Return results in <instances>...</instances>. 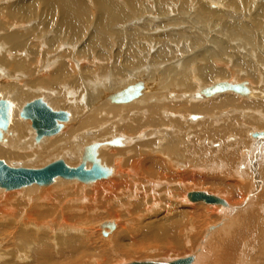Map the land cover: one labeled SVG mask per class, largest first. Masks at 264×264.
I'll use <instances>...</instances> for the list:
<instances>
[{
	"label": "bare ground",
	"instance_id": "1",
	"mask_svg": "<svg viewBox=\"0 0 264 264\" xmlns=\"http://www.w3.org/2000/svg\"><path fill=\"white\" fill-rule=\"evenodd\" d=\"M3 1L4 2H6V1L10 2L11 0H0V3ZM129 1H131V0H129ZM204 1H207V0H204ZM97 2H98V7H99V14H98V22L96 21L97 22L96 30H98L100 32V34H102L103 32L105 33L108 30L110 23L113 20L112 18H115V19L120 18L121 19L122 15L119 12V10L116 9L117 7H115V3H113L111 0H98ZM212 2H214V3H211L208 0V3L210 5H213L215 7H219V4L217 2L215 3V0H212ZM163 5L164 4H162L161 6H163ZM38 6L42 7V9L45 8L46 10H49V11H57L59 14V19H60L59 21L66 29H72L73 31L78 33L83 28V23L85 20V13L83 12L84 5L83 4L81 5V3L78 0H17L15 3L11 4V6L8 5V7H6V8L4 6H2V3H1L0 4V14L6 10L12 16H20V17H22V19L28 20V18H29L28 14H29L30 9L36 8ZM166 7H168V5ZM203 10L206 11L205 9H203ZM207 11L209 12V9ZM214 11L215 10H212V12H214ZM215 12H216L215 14L217 15V13H218L217 10ZM155 13H156V11H155ZM163 14H164V12H163ZM225 14H224V16H225ZM32 15L33 14H31V16ZM210 15H211V13H210ZM29 16H30V14H29ZM229 17H228V19H229ZM161 18H163V16ZM179 18L180 17H177L176 20L172 17H170V19L165 18V20L160 21V22H156V23L150 22V21L145 22L147 24L146 28H148L150 30L143 29V30H145V32L147 34L141 33L142 36H140L138 34L136 35L135 33L134 34L130 33L127 38H129V36H131V38L128 39L129 40L128 42L129 43L131 42V44H132L131 40L139 39L138 36L141 37L140 39H147L145 42V44H147V45L146 46L143 45L141 47V49L139 50L140 52L138 54V60L143 63V66L140 64V62H135V61L134 62H130V61L126 62L125 61L123 64H125L126 67L123 66V68H127V67L130 68L132 66H136V67L131 68V70L130 69L124 70V72L122 71L123 69L122 70L116 69L118 71H114L115 76H116V73H118L117 75H119L120 77L121 76L124 77L126 75L125 74V71H126L128 78H125V79L123 78V79L118 80V81L116 80L115 82L112 81L113 84H112V82H110V84H109V82H108V84L105 83L104 81H103L104 83L101 82L102 80L109 79V77H107V76H104L103 78L100 77V79L97 76H95L94 79L96 77L99 79L96 81L86 79L85 76L87 74H89L86 72H88V71L90 72L91 69L87 70V71L85 70L86 72L85 71L84 72L78 71L80 76L83 77V78L81 77V79L78 78V79H80V82H78V79L75 77V75L72 72L73 70H71L69 68V65H70L69 63L74 62V65H76L74 67L78 68V70L81 68L84 70L85 68L82 67V61L76 60V58H74L75 53L70 54L69 50L64 51L63 53H59L58 51H54L55 53L57 52V54L54 58L51 55V57L53 58L52 60H54V61L53 62L50 61L51 64H48V65H45L44 61H42V62L38 61L37 58H35V57H34L35 59H33V61H30V62L27 61V63H26L25 61H23L24 58L21 57L20 55H17L18 56L17 58L12 56L10 58V59H12V62L8 61L6 59L7 58L6 54L9 52L6 53V50L5 51L2 50L4 48H6V43H10L9 50L11 49L12 52L16 53L18 50L21 51L24 47H30V45H27V44L28 43L30 44L31 43L30 40H32V39H30V40L28 39L30 36L18 37V36H16L15 33H11V34L5 33L8 35L5 36V38H2V37L0 38L4 42H6L4 45L5 46L4 48L0 46V61L2 63H4V66L6 67L7 71H8L7 67H9V69H10L9 71L11 73L12 72H17V73L19 72L18 75H16V76L12 75L10 77L7 74L3 73L4 68H0V71H1V73H0V100L4 101V103H5L6 116H7L5 119V123L7 125V126L5 125L6 128L0 127V128H5V129H0V160L12 168L16 164L17 165L20 164L21 166H25V164H26L25 161L28 160L32 164V166L35 168L32 167V168H27V169H40L46 165H49L50 163H53L57 160H61L69 168H77L79 166H82L83 170H85V171L94 170L98 174L97 177L88 178V179H86V178L85 179L84 178L79 179L77 177H60V176H57L52 180L51 183L46 184V185L43 183H33L30 185L20 187L17 189H12V190H8V189H5L3 187H0V190H1L0 191V207L2 206L1 204L3 202L5 203V201L8 198L11 199V201L15 204V207H13L14 208L12 210L13 213L10 212V213H8L7 216L13 215L15 223H20V225L23 228L24 223H25V221H23V220L25 219V213L27 211V209H25V211H24L25 213L21 214V216L19 217L17 209H16L17 201L14 197L16 194L20 197V199L27 200V205H29V207H32V210H31L32 213L30 214V216L37 215L39 219H41V218L45 219L47 217H49L50 219L53 218L54 221H51V222L46 221V220L42 221L41 226H40L41 228L48 227L50 225V223L51 224L55 223L53 229L57 228V229H55L57 232L60 230V231L64 232V234H66V235H68V233H73V235H74L77 232L75 231L73 226L66 225V226H62V228H61V219H63L64 221H69V222L73 221L74 222V220L76 219L75 214L77 212L80 213L82 211V209H84V208L92 207V206L97 207V206H100L99 203H111L109 207H113L116 203L124 204L123 201L121 200L122 197L127 196L128 198L132 199L134 196L135 197L138 196V194H137L138 192H142V194H141L142 198H147L150 196L151 199L152 198L154 199L153 200L154 201L153 206L164 203V205L162 206V210L167 211L169 213V218L161 217V219H160L158 217L159 214L157 212H153V211L159 210L160 208L157 209L158 207H156L157 210L153 209V206L151 205L152 202L150 203L151 206H146V204L143 203L142 198H139L138 199L139 210L143 212V217H145V219L148 221L147 223L143 224V227H141L143 230V237H141V239H140L141 245H143L144 247H147V248H150V247L151 248H153V247L169 248L171 246V244L176 243L177 240L179 239V236L177 235V233L179 232L180 227L183 225L184 220L186 218H188V216H189L184 211H179V212L177 211L178 206H179L177 204L178 200L182 201L183 205L187 204V202L188 203L189 202H191V203L202 202V204L205 203L208 205H214V206H207V208H209V210H212L211 213H214L212 215H216L215 213H219L220 212L219 210L223 211L222 209H224V207L215 206L218 204H221V205L226 204L225 200L221 199L222 197H220V196L214 197V196L210 195L216 199L212 203H206V202L201 201V200L193 201L190 197L192 193H204V194H207V193L200 192V191L199 192L194 191V192H188L187 194H185L184 192L179 194V191H178L179 189L177 187H174V184L176 185V183H178L179 181L182 183L183 182L195 183V182H200V181L203 183H206L205 179H200L197 177L194 178V176L190 177L191 173L190 174H188V173L183 174V171H182V174H181L180 173L181 171L180 172L178 171V170L184 168L185 166L183 167L182 165H185V164H188L187 166H190V169H192V170L196 169V170L202 171L203 170L202 167L205 168V166L203 164L201 165V163L197 162L201 158H199V159L194 158L197 155V154L196 155H194V154L200 153V152L199 151L197 152V150H198L197 146H195V148H194L193 146H191L189 144L191 137H193L191 139L192 145L197 141V139H207V140L209 139V140L215 142V141H219V140L221 141L222 139H224V137L227 136V134L229 135L230 133H235V132L237 133L238 130L236 131L235 129L238 126L240 128H244V129L252 128V126H254L255 128L256 127L257 128L258 127H261V128L264 127V103H261V101L252 100L255 96L254 94H257V93L252 92L253 88L251 87V83H248L247 81H245L246 79L245 80L243 79V78H247V79H250L256 83L258 77H256L253 74V73H255L256 68H254L255 69L254 71L252 70L253 73H252V71L250 72V71L246 70L245 74L242 75V79H243L242 81H241V79L240 80L237 79V80L229 82V81H225L228 77V75H227L228 73L225 71L226 68L225 67L222 68V66L219 67L218 65L217 66L212 65L213 64L212 62L213 61L215 62V59L221 58L222 53L225 51V45L223 46V44H222L223 42L225 43V41H222V40H224V39L227 40V39H231L232 37H234L233 39H236L235 41H237V44L240 43L242 45V43L240 42L241 39L239 41L237 40L240 37L237 36L236 34L238 32H240V33L241 32L242 33L247 32L248 26L246 27V25H243V24H242V26L241 25H239V26L234 25V27L232 26V28L229 29L228 34H225V32H222V33L215 32L211 28V31L208 30V32H209V34L212 35L211 36L212 38H211L210 42L208 41L209 38H207L208 42H206V43L204 42L206 44V47H204L205 50L203 49V51H197L198 53L194 54L195 49H193V46L191 44H190V46L187 45L186 40L188 39L187 41H189L190 39H195L194 41L199 42L201 40L198 41V39H205V36L203 35L202 32H200V33H198L199 31L195 32V33H197V36H193V34L188 35L187 29H189V28H187L186 30H180V31H178V29L177 30L171 29V30L163 33L164 28L168 29V28H172L173 26H175V27L181 26L180 27V29H181L183 27V25H182L181 20H179ZM198 18H196L197 20H195V21L199 22V25H200V23L203 24V27H205V24H204L205 21L202 19L198 20ZM120 19H118V20H120ZM184 19L182 21H184ZM216 19H218V18H216ZM224 19H226V18H224ZM189 20H187L188 21L187 26L191 27V30L190 29L189 30L192 31L193 28L195 29L194 26H196V24L192 25L193 24L192 21H189ZM9 22H10V20H9ZM123 23H124V21H123ZM126 23H128V22H126ZM139 23H141V22H139ZM0 24H2V23H0ZM20 24H21V22H20ZM129 24H127V25H129ZM57 25H58V20H57ZM22 26L24 27L25 25L21 24V25H19V28ZM84 26H85V24H84ZM60 27H61V25H60ZM132 27H133V25H132ZM141 27L144 28V26H141ZM210 27H212V26H209V28ZM127 28H129V27L127 26ZM132 29H134V27L131 28V30ZM206 29H207V27H206ZM11 30H13V29H11ZM58 30H60V29H58ZM143 30H142V32H143ZM5 31H7V30H5ZM126 31H129V30L127 29ZM151 31L152 32L158 31V32H162V33L161 34H152ZM27 33H26V35H27ZM80 33H82V32H80ZM92 33L95 34V31ZM242 33H241V35H242ZM100 34H99V36H101ZM214 34L215 35L218 34V37L215 36ZM104 35H106V34H104ZM126 36L127 35H125V39H126ZM222 36H223V39L221 41H219ZM244 36H246V35H244ZM73 37H74V35H73ZM208 37H209V35H208ZM42 38H44V37H42ZM42 38L40 37L37 39H33L31 44L32 45L36 44L37 46H39L38 47L39 49L41 47V50H43L44 52L48 51L47 47H45V46H47V45L54 46L53 41L48 40V39H42ZM95 38H96V36H95ZM246 38L248 39V37H246ZM25 39H28L30 42L25 40ZM212 39H214L216 45L210 44V43H212ZM98 40H99V38H98ZM205 41H206V39H205ZM128 42H127L126 46L131 47ZM182 42H184V43H182ZM184 44H186L188 46V47L186 46L187 47L186 49L182 48V46L179 47L180 45H184ZM226 44H228V43H226ZM197 45H199V44H197ZM237 47L240 50V47L236 46V48ZM246 47H247V44H246ZM61 48H63V47H61ZM139 48H137V49H139ZM199 48H198V50H199ZM58 49H60V47ZM125 49H126V47H125ZM125 49L123 52H127ZM151 49L152 50L154 49L152 53H150ZM191 49L193 50V53H192L193 57L192 58L188 57L185 59L183 52L185 53V50H188V52H189ZM131 50H133V49H131ZM131 50H129L128 52H131ZM115 51H117V49ZM30 52L33 55H35V53L32 50ZM132 52L134 53L135 51L133 50ZM19 53H21V52H19ZM23 53H25V52H22V54ZM45 53H48V52H45ZM137 53H135V55ZM16 54H18V53H16ZM30 54H28V55H30ZM59 54H62V55L60 56ZM121 54H122V52H121ZM121 54L119 53V55H121ZM177 54H179V56L182 58L181 61L180 60H178V61L174 60L176 65L179 66V69H180L179 72L175 71L174 68H176V67H171V71H170L169 75L166 76L167 77L166 79H164L163 81L156 80L157 78H155V74H156V72L159 74L158 70L160 68H162V66L160 64H158V62L162 59H169L170 58L169 56H171V57L175 56V55L177 56ZM39 55H40V52H39ZM43 55H45V54H43ZM91 55H93V54H91ZM119 55L117 53V57ZM7 56H8V54H7ZM110 56H112V55H110ZM113 56L116 57L115 54H113ZM29 57H31V56H29ZM46 57H47V55H46ZM128 57H126V58H128ZM90 58H91V56H90ZM93 58H94V56H93ZM183 58L185 60H183ZM42 59H43V57H42ZM42 59H40V60H42ZM101 59H103V58H101ZM114 59H116V58H114ZM133 59H135V58H133ZM80 60H82V59H80ZM128 60H129V58H128ZM97 61L101 62L100 60H97ZM104 61L106 63V60H104ZM117 61H119V60H117ZM24 62L26 63V65H24ZM99 62H97V63H99ZM80 63H81V65H80ZM97 63H95V64H97ZM121 63H122V61H121ZM201 63H203V64H201ZM118 64H120V63H118ZM103 65H104V63H103ZM139 65H141V66H139ZM147 65L149 67H145ZM172 65L174 66V64H172ZM254 65H256V64H254ZM97 66H99V65L97 64ZM246 66L247 67L249 66L248 62H247ZM104 67H106V65ZM95 68L96 67H94V69ZM230 69H231V66H230ZM242 69H245V68L243 67ZM246 69H250V68H246ZM44 71H45V73H43ZM78 72H77V74H78ZM6 73H8V72H6ZM176 74H177L176 77H172V78L170 77L171 75L174 76ZM239 74H241L240 71H239ZM161 76H162V74H161ZM178 76H181L180 79H178L179 78ZM235 76H236V74H235ZM164 77H165V74H164ZM220 78H221V80H220ZM186 79H188L190 81H187ZM125 80H127V81H125ZM258 80H259V78H258ZM184 82H187V83H184ZM64 83H66L67 87H64V86L61 87L62 85H60V84H64ZM115 84H117V85H115ZM135 84H138L139 91H138L136 97H134L132 100L125 102V103H115V102H112L110 100V97L113 94L120 92L123 89H125L126 87L131 86V85H135ZM179 84H180V88H183V89L181 91L179 90V92H176L175 95L172 94L170 92V90L173 88L178 89L177 85L179 86ZM221 84H225L227 86V88L225 90L218 91V92H215L212 94H208V95L204 94L206 89H209V88H212L216 85H221ZM81 86L83 87V90H82ZM115 86H116V88H115ZM96 90L100 92L98 95L95 92ZM114 90H115V92H113ZM163 90H164V92L166 91L164 93V95H162L161 93L158 92V91H163ZM174 91H176V90H174ZM82 93H84V94L82 95ZM233 94H235V95H233ZM252 95H254V96H252ZM31 97H33L34 99L40 98L46 104H47V102L45 101V98H48L49 99L48 103L52 106V107L51 106H49V107L53 111H59V110L65 111L69 115V117H68V120L66 122L62 123V127L58 133H56L52 136H46L45 138L42 137L38 142L35 141V136H36L35 130L32 127L31 128L33 129V131L28 129L30 137H28L27 140H29L31 142H30V145H26L27 149L23 150L24 143L28 142V141L24 142V140H23L25 137L24 136L25 131L23 132V130L21 129V124L19 123L17 117L20 118L21 120H23V118H21L19 116V113L22 109V106H24L26 104L25 102H27ZM212 97H215V98H212ZM238 98H240V100ZM247 98H252V99L246 100ZM255 98H257V97H255ZM32 99L29 100L28 102L32 101ZM201 99H209V101H207V102L206 101H203V102L194 101V100H201ZM106 101L109 102V104L106 103ZM154 102H156V103H154ZM151 103H154V104H151ZM171 103H175V104H171ZM53 107H56V109H54ZM57 107H58V110H57ZM166 108L171 113L170 114L171 118L167 117V115H165L166 112L164 113V110H166ZM223 111H225L227 115L225 116V118H223V117L221 118V116H220V119H218L217 116H210V118L213 117V118H211L212 120H207L209 118L203 119L200 116L194 115V114H197V115H204V114L221 115L220 113L222 112V115L224 116L225 112H223ZM232 112H234V113L238 112L239 116L238 117L237 116H230V113L232 114ZM167 114H169V113H167ZM241 114H242L243 118L248 117L247 115H250V117L245 118V121L241 122L239 120V117ZM244 114H246L245 117H244ZM172 116H174L176 119H173ZM187 118L190 120L200 119L195 124L196 126H194L195 135H192V136L190 135L192 133L191 131L193 130V126H191L193 123L189 124L190 121H188ZM24 120H29V119H24ZM177 121H180V122L178 123ZM216 121H219V122H216ZM240 122H241V124H240ZM30 123H31V121H30ZM215 123H217V124H215ZM218 125H221L220 129L216 128V127H218ZM29 126L30 125H26L27 128H29ZM85 130H88V131H85ZM240 133H242V132H240ZM244 133H246V132H244ZM248 133H250V132L248 131ZM89 134L93 135V137L87 138L86 135L90 136ZM259 135H261V134L257 133V134H253L252 136L253 137H260ZM186 137L187 138L189 137L188 138V140H189L188 144H187V142H184L185 140H187ZM207 140H204V142H206ZM254 142L257 143L258 141H254ZM224 143H226V142H224ZM238 144H239V142H238ZM238 144L237 143L234 145L232 144L233 146L228 147L227 149H230L229 151L224 152L221 149L222 151H220V152L216 151V153H215V154H217V156L219 154L220 158H218V159H221V157H222V159H221L222 161L217 160V162H219V161L222 162L221 164L218 163L221 165L220 167H222L220 170L222 171V169H223L225 172V170L230 168L229 169L230 173H232L233 178H235V179L237 178V174L239 172L237 169H236V171L231 170L232 168L230 166H231V164H234L235 162H237V163L239 162L237 159V151H235V150L240 148L242 143L240 142V146ZM262 144H264V141L262 142ZM236 145L239 147L238 148L235 147ZM261 145L260 146L258 145V149L259 148L262 149V152H260L262 154L263 153V147H261ZM262 146H264V145H262ZM222 147L224 149V146H222ZM256 147H257V145L252 146V148H254V149ZM204 148L205 147H203L202 149L204 150ZM206 148L209 149L210 147H206ZM219 148H221V146ZM249 148H250V146H249ZM244 149H243V151H244ZM261 149H259V151ZM28 150H31V151L38 150V151L36 152L37 154H35L33 158H27L26 155H21L23 153L28 152ZM231 150H232V152H231ZM240 150H242V149H240ZM247 151L248 150H246V152ZM201 153H202V151H201ZM247 153H249V152H247ZM254 154H256V153H254ZM261 154H259V155H261ZM241 155H244V154H241ZM198 156H199V154H198ZM217 156L215 155V157L213 156L211 158L214 159ZM241 157H240V159H241ZM250 157H251V155H250ZM259 157H261V156H259ZM13 159H16V161H18V162L15 163V160H13ZM243 159H244V157H243ZM262 159H263V157H262ZM247 160H245V161H247ZM258 160L261 161L260 158ZM258 160H257V163L259 162ZM29 162H27V163L30 164ZM242 162H244V161H242ZM242 162H241V165H242ZM247 162H249V161H247ZM33 164H35V165H33ZM239 164L240 163H238L237 166H239ZM207 165H211V164L208 163ZM214 165H216V163ZM234 165L236 167V164H234ZM234 165H233V167H234ZM27 166H29V165H27ZM255 166H257V165L255 164ZM96 167H99L100 170ZM250 167L249 168L247 167L249 169V170L247 169L248 171H250ZM15 168H17V167H15ZM184 170H186V169H184ZM212 170H214V167ZM221 171L218 170V172H221ZM248 171H246V172L248 173ZM249 173H248V175H249ZM240 174H241V171L239 173V176H240ZM250 175L252 176V172L250 173ZM242 176H243V174H242ZM63 178H68V180H64ZM246 178H247V180L250 179V178H248V176H246ZM69 179H71V180H69ZM76 179H78V181L80 180L82 182H78ZM241 179L240 180L238 179V181H241ZM210 180L213 182L212 178ZM251 180H252V177H251ZM207 181H209V180H207ZM243 182H245V181L243 180ZM182 183H180V184H182ZM39 184H41L43 186H41ZM208 184H209V182H207V185ZM162 185L167 186V187L173 185L172 186L173 188L172 187H169V188L165 187V189L170 190V193H168L169 196H167V197L164 196L165 197L164 200L162 199L164 197H161V200H163V201H160L159 200L160 197L158 195L161 192L157 191V188L161 187ZM44 186H46V187H44ZM185 188H187L186 185L184 186L183 189H185ZM165 189L163 188L161 190L163 194H164ZM156 192H159V194ZM10 193H12V195ZM2 194L5 195L6 200L2 196ZM235 194L236 193L234 192V195ZM165 195H166V193H165ZM176 195H178L179 197H177ZM186 195H187V197H186ZM207 195H209V194H207ZM242 197L243 196H241L240 199H242ZM10 199H8V200H10ZM186 200H187V202H186ZM149 202L150 201L147 200L145 203L148 204ZM241 202H242V200L238 201V203H241ZM7 203L10 204L9 201ZM6 204H5V206H6ZM9 204H7V205H9ZM14 204H11V205L14 206ZM184 207H186V205H184ZM241 207H242L243 211L252 209V208L249 209L248 207L243 206V205H241ZM47 208L52 209V213L47 212V211L43 212L44 215L43 214L39 215L38 213H36L38 211H41L42 209H47ZM235 208L237 209V207H235ZM118 209L121 210V208H118ZM223 212H221V213H223ZM177 216H180V218L176 219ZM209 216H211V214ZM263 216H264V205H261V204L257 205L256 218L254 221H252L253 222L252 231L249 234L246 233V228H247L248 222H244L242 224V227H241L242 230L241 231H236L235 234L233 233L230 237H227L225 240H223V244L221 245V247L217 248V251L219 254H221V256L216 260H211L210 263H212V264H253V256H252L253 254H251V251H255L256 248L260 245H262L261 249L264 251V217ZM143 217H141V218H143ZM214 217L216 218V216H214ZM221 217H223V216H221ZM9 218H10V216H9ZM28 218L29 219H27V220L33 221L30 217H28ZM162 219L163 220L167 219V221H163ZM215 220L218 221L217 218ZM30 223L27 224V227L31 226ZM108 224H113L114 229L110 230L107 227ZM11 225L12 224H10V225L7 224V227L10 226L12 229V227L14 225H12V226ZM117 225H118V223L116 220H114V221H107L106 220L105 222L100 223L98 226H99V231L101 233V236L104 238L109 236V234L113 233L116 230V228H118ZM51 227H52V225H50L48 227V229H51ZM189 227H191V226H189ZM24 228H25V226H24ZM212 228H214V227H212ZM212 228L211 227L208 228L207 231L211 230ZM186 229L189 231H192V227H191V230H190V228L188 229V227ZM39 230H40V228L38 229V231ZM102 230L105 232V235L102 234ZM218 230H219V228H218ZM16 231L17 230L15 229L13 231V233H15ZM19 232L25 233L23 231L21 232L20 230H19ZM19 232L17 231L16 235ZM129 232L126 231V233L123 234L124 238H125V236H127V234H129ZM227 233H229V232H227ZM227 233L224 232L223 234L225 235ZM191 234H190V236H192ZM197 234L198 233H196L195 236H197ZM253 234H254V236H252ZM0 235H2V234H0ZM73 235L71 234V236L68 237L69 238L68 241L65 243L67 248L69 249L70 255L72 257L71 261L68 264H78L80 260L76 258V256H77L76 253H78V251H81L83 249V245L80 244L78 242V240L75 237H73ZM185 236H186L185 239H187V242H188V236H189L188 231L186 232ZM200 236H201V234H200ZM200 236L198 237L199 239H200ZM209 236L210 235H208V238H209ZM200 240L202 241V239H200ZM194 241L195 240H192V242H194ZM259 242H261V244H259ZM198 244H200V241L198 242ZM59 245L61 247V242H59ZM186 245H188V244H186ZM204 246H206V245H204ZM200 247L201 246H197L193 255L188 256V257H191V263L190 264H207L205 261L207 260L206 257L208 254H206V255L200 254L199 252L202 251V250H200ZM153 251H155V250H146L145 253L149 254ZM60 254H61V252H60ZM32 261L34 262V264H50L49 263L48 248L43 247L41 252L34 254V259H32ZM171 261H168V260L158 261L157 260V261H145V262L167 263V262H171ZM84 263L85 262L83 261V264ZM94 263H98V261L94 260ZM0 264H9V263L1 262ZM125 264H128V263H125Z\"/></svg>",
	"mask_w": 264,
	"mask_h": 264
},
{
	"label": "rangeland",
	"instance_id": "2",
	"mask_svg": "<svg viewBox=\"0 0 264 264\" xmlns=\"http://www.w3.org/2000/svg\"><path fill=\"white\" fill-rule=\"evenodd\" d=\"M16 1L17 0H11L10 2L9 1H6V2L3 1L4 3L3 2H1V3H2V6H4L6 8V7H8V5L11 6V4L15 3ZM78 1L81 3V5L82 4L84 5L83 12L85 13V20H86V21L84 20L83 28L80 30V32H82V33H80V32L77 33L75 31H73L72 29H66L60 23L59 14L57 11H49V10H46L45 8H43L44 9L43 10L42 7L38 6L39 8L36 7L37 9L36 8L30 9V11H29L30 16L28 14V17H29L28 20H24L20 16H12L6 10L3 11L0 14V23L3 24V25L0 24V31H1L0 32V38L1 37L5 38V36H7L8 34L15 33L16 36H18V37L30 36L31 38L29 37L28 38L29 40L44 37L42 39L51 40V41H53V45H54V46H49L46 44L47 46H45V47H47L48 51H45V52H48L49 53L48 54V53H45L43 50H41V47L39 49L38 48L39 46H37L36 44L33 43L34 45H32L31 44L32 40H30L31 43L27 44V45H30V47H24L21 51L18 50L16 52L18 54H16V53L12 52L11 49L9 50L10 43H6L0 39V43H1L0 46L1 47L4 48L5 47L4 45L6 43V48H4L2 50H4V51L6 50V53L9 52V53H7L8 56L6 54V57H7L6 59L8 61L12 62V59H10L12 56L17 58L18 57L17 55H20L21 57L24 58L23 61H25L26 63H27V61L30 62V61H33V59L37 58L38 61H41V62L44 61L45 65H48V64H51L50 61H52V62L54 61L52 59L57 54V52L55 53L54 51H58L59 53H63L64 51L69 50L70 54L75 53L74 58H76V60L82 61V67L85 68L84 70L82 68L78 70V68L74 67V66H76V65H74V62L69 63L70 64L69 68L71 70H73L72 72L77 79L78 78L81 79V77H82V76H80L79 72H81V71L84 72L85 70L87 71V70L91 69L90 72L85 71L86 73H89L85 76L86 79L96 81V80H99L100 77L103 78L104 76H107V77H109L110 80L106 79V80H102L101 82L104 81L107 84L109 82V84H110V82H112V81L115 82L116 80L118 81V80H121L123 78L124 79L128 78L126 71H125L126 75L124 77H122V76L120 77L119 75H117L118 73H116V76H115L114 71H118L116 69H121V70L123 69L122 71L124 72V70H129V69L131 70V68L136 67V66H132L130 68H128V67L123 68V66L126 67L125 64H123L125 61L126 62L127 61L140 62L138 60V54L140 52L139 50L141 49V47L143 45H145V46L147 45V44H145L147 39H140L141 38L140 36H142L141 33L147 34L145 32L146 29L150 30V29L146 28L147 24L145 22L150 21V22L156 23V22H160V21L165 20V18L170 19V17H172L176 20L177 17H180L179 20H181L183 27L181 29H180L181 26H179V27L173 26L172 28H168V29L164 28V30H163V33H164V32L169 31L171 29H174V30L178 29V31H180V30H186L187 28H189L191 30V27L187 26L188 25L187 20L190 19L189 21H192V23H193V24L192 23L191 24L192 25L196 24V26H194L195 29L194 28L192 29L193 32L190 31L189 29H187L188 35L193 34V36H197V33H195V32L199 31L198 33L202 32L203 35L205 36V39H206V41H205V39H198V41L199 40L202 41V42L199 41L200 43L194 41L195 39H190L189 41H187L188 39L186 40V42H187L186 44L189 46L191 44L193 46V49H195L194 54H197L198 53L197 51H203V49L205 50V48H204V47H206L205 43L208 41L210 42V40L212 38L211 37L212 35L209 34V32H208V30L211 31V28L215 32H219V33L225 32V34H228L229 33L228 31H229V29L232 28V26L233 27H234V25H237V26L241 25L242 26V24H243V25H246V27L248 26V28H247L248 31L245 33L241 32L242 35L240 32H238L236 34L237 36L240 37L237 40L239 41L241 39L240 42L242 43L243 46L240 43L237 44V41H235L236 39H233L234 37H232V38L230 37L231 39L222 40L223 39V36H222L221 39L220 40L218 39V40L219 41H221V40L225 41V43L224 42L222 43L223 46L225 45V51L222 53L223 57L221 56V58L215 59V62L213 61L212 65L213 66L218 65L219 67L222 66V68H224V67L226 68L225 71L228 73V74L226 73L228 75V77L225 81L231 82V81H234L237 79L238 80L241 79V81H242L243 79L244 80L246 79L245 81H247L248 83H251V87L253 88V89L251 88L252 92L257 93V94L253 93L255 95V96L252 95V96H254L253 99L247 98L246 100L252 99V100L261 101V103H264V95H263L264 94V0H251V1L250 0H245V1L244 0H222V1L221 0H215V3L217 2L219 4V7H215L213 5H210L208 3V0L207 1H204V0H131V1H129V0H111L113 3H115V7H117L116 9L119 10L122 17H121V19L120 18H116V19L112 18L113 20L111 21L108 30L105 33L103 32L102 34H100V32L98 30H96V26H97V22H98V14H99V7H98V2H97L98 0H78ZM209 2L214 3V2H212V0H209ZM162 4H164V5L161 6ZM167 5H168V7H166ZM203 9H205L206 11L209 9V12L208 11L206 12ZM212 10H215V11L217 10V12H218L217 15L215 14L216 12L215 11L212 12ZM155 11H156V13H155ZM162 11L164 12V14ZM210 13H211V15H210ZM31 14H33V15L31 16ZM224 14H225V16H224ZM162 16L164 19L161 18ZM228 17H229V19H228ZM196 18H198V20L199 19L204 20L205 21V23H204L205 27H203V24H201V23L199 25V22L195 21V20H197ZM216 18H218V19H216ZM224 18H226V19H224ZM56 19L58 20V25H57ZM118 19H120V20H118ZM183 19L185 22L182 21ZM9 20H10V22H9ZM123 21H124V23H123ZM20 22H21V24L25 25L24 26L25 28L23 26L20 27L21 29L19 28V25H21ZM126 22H128V23H126ZM139 22H141V23H139ZM84 24H85V26H84ZM127 24H129V25H127ZM45 25L46 26L48 25V26L46 27ZM60 25L62 28L60 27ZM132 25L134 27V29H132L133 31L131 30V28H133ZM127 26L129 28H127ZM141 26H144V28H142ZM209 26H212V27L209 28ZM206 27H207V29H206ZM4 29L7 31H5ZM11 29H13V30H11ZM58 29H60V30H58ZM127 29L129 31H126ZM143 29H145V30H143ZM142 30H143V32H142ZM94 31H95V34L92 33ZM5 33H8V34H5ZM26 33H27V35H26ZM130 33H133V34L135 33L136 35L137 34L140 35V36H138L139 39L131 40L132 44H131V42L130 43L128 42L129 41L128 39H130L131 36H129V38H127ZM161 33L162 32H158V31L152 32V34H161ZM99 34L101 36H99ZM104 34H106V35H104ZM73 35H74V37H73ZM125 35H127L126 39H125ZM208 35H209V37H208ZM244 35H246V36H244ZM95 36H96V38H95ZM215 36L218 37V34H216ZM246 37H248V39ZM98 38H99V40H98ZM207 38H209L208 41H207ZM28 39H25V40L29 41ZM127 42L129 43V45L131 47L126 46ZM182 43H184V42H182ZM226 43H228V44H226ZM186 44L180 45L179 47L182 46V48L186 49L188 47ZM197 44H199V45H197ZM210 44L216 45L214 39H212V43H210ZM246 44H247V47H246ZM236 46H239L240 50L238 47L236 48ZM59 47L61 50L58 49ZM61 47H63V48H61ZM125 47H126V49H125ZM137 48H139V49H137ZM198 48H199V50H198ZM116 49H117V51H115ZM124 49L127 52L129 50L133 49L135 52L133 53L132 52L133 50H131L132 53L128 52L129 53L128 54L127 52H123ZM31 50L35 53L36 56L30 52ZM153 50L151 49L150 53H152ZM19 52H21V53H19ZM22 52H25V53L22 54ZM39 52H40V55H39ZM116 52L118 53V55H119V53L121 54V52H122V54H121L122 56L119 55L117 57ZM189 52H188V50H185V53L183 52L185 59L188 57H190V58L193 57V54H192L193 50L191 49ZM135 53H137L136 54L137 56L135 55ZM28 54H30V55H28ZM41 54L42 55L45 54V55L42 56ZM91 54H93V55H91ZM113 54H115L116 57L113 56ZM46 55H47V57H46ZM51 55L53 58L51 57ZM59 55L61 56L62 54H59ZM110 55H112V56H110ZM29 56H31V57H29ZM41 56L43 57V59ZM90 56H91V58H90ZM93 56H94V58H93ZM178 56H179V54H177V56L176 55L172 56V57L169 56L170 57L169 59H162L158 62V64H160L162 66V68H160L158 70L159 74L156 72V74H157V75L155 74V78H157L156 80L163 81L164 79H166L167 78L166 76L169 75V73L171 71V67H176V68H174L175 71L179 72V70H180L179 66L176 65L175 61H178V60L181 61L182 58L180 56L179 57ZM100 57L103 59L105 58L104 60H106V63ZM113 57L119 61H117ZM126 57H128L129 60ZM133 58H135V59H133ZM40 59H42V60H40ZM80 59H82V60H80ZM185 59L183 58V60H185ZM97 60H100L101 62H99ZM121 61H122V63H121ZM25 62H24V65H26ZM94 62L95 63L99 62V63H97L99 66H97V64H95ZM117 62L120 64H118ZM247 62H248V65L249 66L251 65L252 67L251 66L247 67L246 66ZM103 63H104V65H103ZM140 64L143 66L142 62H140ZM172 64H174V66ZM201 64H203V63H201ZM254 64H256V65H254ZM0 65H1L0 68H4L3 73L7 74L10 77L12 75L16 76L19 73V72L18 73L12 72L13 73L12 74L9 71L10 70L9 67H7L8 71L6 70L4 63L1 62ZM80 65H81V63H80ZM105 65H106V67H104ZM141 65H139V66H141ZM230 66H231V69H230ZM94 67H96V68L94 69ZM145 67H149V66L147 65ZM243 67L245 69H242ZM246 68H250V69H246ZM254 68H256V70ZM246 70H248L250 72L252 70L253 71L255 70V73H253V71H252V73L256 77H258L259 80L257 78V82L255 83L252 80L247 79V78L242 79V75L245 74ZM239 71L241 72V74H239ZM6 72H8V73H6ZM77 72H78V74H77ZM0 73H1V71H0ZM43 73H45V71ZM161 74H162V76H161ZM164 74H165V77H164ZM235 74H236V76H235ZM95 76H97L99 79L97 77L94 79ZM176 76H177V74L174 76L171 75L170 77L172 78V77H176ZM178 77H179L178 79H180L181 76H178ZM80 79H78V82H80ZM186 80L190 81L188 79H186ZM220 80H221V78H220ZM125 81H127V80H125ZM113 82H112V84H113ZM184 83H187V82H184ZM60 85H62L61 87H63V86L67 87L66 83L60 84ZM115 85H117V84H115ZM177 87H178V89L173 88L176 91L171 89L172 91L170 90V92L175 95L176 92H179V90L181 91L183 89V88H180V84H179V86L177 85ZM115 88H116V86H115ZM82 90H83V87H82ZM95 92L97 95L100 93L97 90ZM113 92H115V90ZM158 92L161 93L162 95H164V93L166 91L164 92V90H163V91H158ZM83 94L84 93H82V95ZM233 95H235V94H233ZM215 97H212V98H215ZM255 97H257V98H255ZM32 98L33 97H31L29 100H31ZM240 98H238V99L240 100ZM45 101L47 102L48 106H51L48 103L49 102L48 98H45ZM194 101H197V102L206 101L207 102V101H209V99H201V100H194ZM27 102H25V103H27ZM106 103L109 104V102H107V101H106ZM154 103H156V102H154ZM154 103H151V104H154ZM171 104H175V103H171ZM53 108L56 109V107H53ZM57 110H58V107H57ZM223 112H225V111H223ZM164 113H165V115H167V117H170L171 113L169 112V110L167 108H166V110H164ZM167 113H169V114H167ZM235 113L234 112H232V114L230 113V116H237L238 117L239 113L238 112H235ZM220 114L221 115H218V114H213V115L212 114L211 115L194 114V115L200 116L203 119L209 118L207 120H212L211 118H213V117L210 118V116H217L218 119H220V116H221V118L222 117L225 118V116L227 115L226 112H225L224 116L222 115V112ZM245 116H246V114H244V117ZM247 116L248 117H245V118L250 117V115H247ZM172 117H173V119H176L174 116H172ZM245 118H243V116L241 114L239 117V120L242 122V121H245ZM17 119H18L19 123L21 124V129L23 130V132L25 131L24 132L25 137L23 140H24V142L28 141V142L24 143L23 150H25V149H27L26 145H30V142H31V141L27 140V138L30 137L28 129L31 131H33V129L31 128V123L29 120H24V119L21 120L18 117H17ZM187 120L190 121L189 124L193 123L191 125V126H193V130L191 129L192 133L190 135L191 136L195 135L194 126H196L195 124L200 119L190 120L187 118ZM177 122L179 123L180 121H177ZM216 122H219V121H216ZM241 122H240V124H241ZM215 124H217V123H215ZM26 125H30L29 128H27ZM220 127H221V125H218V127H216V128L220 129ZM5 128H0V129H5ZM256 128L254 126H252V128L244 129V128H240L238 126L235 129L236 131L238 130L237 133L235 132V133H230L229 135L227 134V136L224 137V139H222L221 141L219 140V141L213 142L209 139L208 140L207 139H197V141L195 143L193 142L194 143L193 145L191 144L192 143L191 139L193 137H191L190 142L188 140V138L190 136L188 138L186 137L187 140H185L184 142H187V144L189 142V144L191 146H193L194 148H195V146H197L198 147V148L196 147L198 149L197 152L199 151L201 153V151H202L201 154L195 153L194 155H196V154L197 155L194 158L195 159L201 158L197 162L201 163V165L203 164L205 166V168L202 167V169H203L202 171L196 170V169L192 170V169H190V166H187L188 164H185V165H182L183 167L184 166L185 167L178 170V171L179 172L181 171L180 172L181 174H182V171H183V174H187V173L190 174L191 173L190 177L194 176V178L197 177L200 179H205L206 183H203L201 181L195 182V183L183 182L187 186V188L183 189L185 185L179 181L178 183H176V185L174 184V187H177L179 189L178 190L179 194L183 193V192L185 194H187L188 192H194V191L199 192L200 191V192H205V193L212 195L214 197L220 196V197H222L221 199L225 200L226 204L225 205H221V204L215 205V206L224 207V209H222L224 212L219 210L220 214L215 213L216 215H212L214 213H211L212 210H209V208H207V206H214V205H208L205 203L202 204V202H199V203L198 202L197 203L189 202L188 203L186 200L187 204H184V205H186V207H184L182 201L178 200L177 204L179 206H178L177 211L178 212L184 211L189 216H188V218L185 217L186 219L184 220L183 225L180 227L179 232L177 233V235L179 236V239L177 240L176 243L171 244V246L169 248H163V247L147 248V247H144L143 245H141L140 239H141V237H143V230L141 227H143V224L148 222L145 219V217H143V212L139 210V206H138V199L142 198V196H141L142 192H138L137 193L138 196L137 197L134 196L132 199L128 198L127 196L122 197L121 200L123 201L124 204L116 203L113 207H109L111 203H99L100 206H97V207L92 206V207L84 208V209H82V211L80 213L77 212L75 214V218H76L75 220L76 221L74 220V222L73 221H70V222L64 221L63 219H61V228H62V226H66V225L73 226V228L77 232L74 235H73V233H68V235H66V234H64V232H62L60 230L57 232L55 230L57 228L53 229L55 223L54 224L50 223V225H52L51 229H48V227L50 225L48 227L41 228L40 226H41L42 221L46 220V221L51 222V221H54L53 218L50 219L49 217H47L45 219H42V218L39 219L37 215L30 216V214L32 213L31 212L32 207H29V205H27V200L20 199V197L16 194L14 197L17 201L16 209H17L19 217L21 216V214L25 213L24 211H25V209H27V211L25 213V219L23 220V221H25V223H24L25 228H24V226L22 228L20 223H15L13 215L12 216L9 215L10 218H9V216H7L8 213L12 212V210L14 209L13 207H15V204L11 201L10 198H8L10 200H8V199L6 200L5 195L2 194V196L5 198V200L7 202L9 201L10 204L5 201V203L3 202L1 204L2 206L0 207V214H1L0 215V223L2 224L4 222L2 225L0 224V234H2V235H0V263L6 262L9 264H34V262L32 261V259H34V254L41 252L43 247H47L48 252H49V263L50 264H68L71 261L72 257L70 255L69 249L67 248L65 243L68 241V239H69L68 237H70L72 234L73 237H75L78 240V242L83 245V249L81 251H78V253H76L77 254L76 258L80 260L78 264H83V261L85 262L84 264H125V263H132V262H145V261H157V260L158 261H162V260L163 261H166V260H168V261L172 260L173 261L176 259L192 256L193 253L195 252V249L197 246H201L200 250H202V251L199 250L200 254H205V255L208 254L206 257L207 260L205 262L207 264H212V263H210L211 260H216L221 256V254L218 253L217 248L221 247V245L223 244V240H225L227 237H230L233 233L235 234L236 231H241L242 230L241 227H242V224L244 222H248L247 228H246V233L249 234L252 231V229H253L252 228V224H253L252 221H254L256 218L257 205H260V204L264 205V146H262V145H264V144H262V142L264 141V127H262V128L258 127L257 128L258 130ZM85 131H88V130H85ZM248 131L250 133H248ZM240 132H242V133H240ZM244 132H246V133H244ZM257 133L261 134V135H259L260 137H253L252 136L253 134H257ZM86 137L92 138L93 135H90V136L86 135ZM204 140H207V141L204 142ZM254 141H258V142L256 143ZM224 142H226V143H224ZM238 142H239V144H238ZM240 142L242 143L241 146H240ZM236 143L240 146V148H238L239 146H237V145L235 146L238 148L235 151H237V159L239 161L238 163H240L239 164L240 167L237 166V164H238L237 162L234 163V164H236V167L234 164H231L230 167L232 168L231 170H234V171H236V169H237L239 173L241 171L240 176H239V173L237 174V178H236L237 180L235 178H233L232 173H230V170H229L230 168L225 170V172L223 169H222V171L220 170L222 168V167H220L221 166L220 164L222 162H220V161L217 162V160H221L222 157H221V159H218V158H220L219 154H218V156H217V154H215L216 151L217 152H220L222 150L224 152L229 151L230 149H227V148L230 146H233ZM253 145H255V146L257 145V147L254 149V148H252ZM258 145L259 146L261 145V147H263V153L262 154L260 153V152H262V149L259 148V149H261L259 151ZM220 146H221V148H219ZM222 146H224V149ZM249 146H250V148H249ZM203 147H205L204 150L202 149ZM206 147H210L211 149L210 148L208 149ZM240 149H242V150H240ZM243 149L245 152L243 151ZM246 150H248L247 152H249V153H247ZM37 151L38 150H33V151L28 150V152L23 153L21 155H26L27 158H33L34 155L37 154L36 153ZM231 152H232V150H231ZM254 153H256L257 155ZM198 154H199V156H198ZM241 154H244V155H241ZM259 154H261V155H259ZM215 155L217 156L216 158H214V159L211 158L213 156L215 157ZM250 155H251V157H250ZM259 156H261V157H259ZM240 157H241V159H240ZM243 157H244V159H243ZM262 157H263V159H262ZM259 158H260V160L262 159L261 160L262 162L258 160ZM13 160H15V163L18 162V161H16V159H13ZM245 160H247L249 162H247ZM257 160L259 161L258 163H257ZM242 161H244V162H242ZM25 162H26V164H25L26 167L21 166L20 164H18V165L14 164L15 166L13 168H15V167L22 168L23 167V168L27 169V168L33 167L32 164L28 160H26ZM27 162H29L30 164H28ZM241 162H242V165H241ZM208 163L211 165H207ZM215 163H216V165H214ZM218 163H220V164H218ZM255 164L257 166H255ZM27 165H29L30 167ZM33 165H35V164H33ZM233 165H234V167H233ZM213 167H214V170H212ZM247 167L248 168L250 167V171H248L249 169ZM33 168H35V167H33ZM96 168H98L100 170L99 167H96ZM184 169H186V170H184ZM218 170L221 172H218ZM246 171H248V173L252 172V176L250 175V173L248 175V173ZM242 174L245 178L242 176ZM246 176H248V178H250V179L247 180ZM251 177H252V180H251ZM211 178H212L213 182L210 180ZM63 179L68 180V178H63ZM238 179L239 180L241 179L242 182L238 181ZM69 180H71V179H69ZM76 180L78 181V179H76ZM207 180H209V181H207ZM243 180L245 182H243ZM78 182H82V181L79 180ZM207 182H209L210 185L209 184L207 185ZM180 183H182V184H180ZM39 185H41V184H39ZM41 186H43V185H41ZM172 186L173 185H171L169 187H172ZM44 187H46V186H44ZM165 187L169 188V187L164 186V185L157 188V191L161 192L160 194H159V192H156L159 194L158 196L160 197V199L159 198L158 199L160 201H163L165 199V197L169 196L168 193H170V190L165 189ZM163 188L165 189L164 194L161 191ZM234 192L237 194V195L235 194L236 196L234 195ZM165 193H166V195H165ZM10 194L12 195V193H10ZM176 196L179 197L178 195H176ZM241 196H243L242 199H240ZM161 197H164V198H162L163 200H161ZM186 197H187V195H186ZM142 200H143V203L146 204V206H151V205L153 206V203H154L153 200L154 199L153 198L151 199L150 196L147 198H142ZM147 200L150 201L148 204L145 203ZM239 200H242V202L238 203ZM151 202H152V204L150 205ZM6 203L9 205H7ZM5 204H6V206H5ZM11 204H14V206ZM163 205H164V203H161L159 205H154L155 207L153 206V209H155V210L160 208L157 211H153V212H157L159 214L158 217L160 219H161V217L169 218V213L167 211L162 210ZM241 205L246 206L249 209L250 208H252V209L243 211ZM156 207H158V208L156 209ZM235 207H237V209ZM118 208H121V210H119ZM46 211L52 213V209H48V208L42 209L41 211H38L36 213H38L39 215H42V214L44 215L43 212H46ZM221 212H223V213H221ZM210 214H211V216H209ZM214 216H216L218 221L215 220L216 218ZM221 216H223V217H221ZM28 217H30L33 221L27 220V219H29ZM141 217H143V218H141ZM178 218H180V216L176 217V219H178ZM106 220L107 221L116 220L118 223V225H117L118 228H116V230L113 233L109 234V236L104 238L101 236L98 225L102 222H105ZM163 221H167V219H164ZM9 223L14 225L13 227L18 232L20 230L21 232L23 231L25 233L19 232L16 235L17 231L15 233H13V231L15 230L13 227H12V229L10 226H8L9 228L7 227V224L10 225ZM29 223L31 224V226L27 227V224H29ZM189 226L192 227L193 232L186 229L188 227V229L190 228V230H191V227H189ZM209 226L211 228L212 227H214V228L207 231V229L210 228ZM38 227L40 228L39 231H38V229H39ZM218 228H219V230H218ZM184 230L186 232L188 231V233H189L188 242H187V239H185L186 238V236H185L186 232ZM126 231H128V232L130 231V232L124 238L123 234H125ZM222 232L223 233L229 232V233L224 235ZM196 233H198L197 236H195ZM199 233L201 234V236ZM190 234L192 236H190ZM198 235L200 236V239H202V241L198 238L199 237ZM208 235H210L211 237L209 236V238H208ZM252 236H254V234ZM192 240H195L196 242L195 241L192 242ZM199 241H200V244H198ZM59 242H61V247L59 245ZM186 244H188V245H186ZM259 244H261V242H259ZM204 245H206V246H204ZM261 248H262V245L258 246L255 251H251V254H253L252 255L253 256V264H264V251ZM146 250H155V251H153L149 254H146L145 253ZM60 252H61V254H60ZM94 260L98 261V263H94Z\"/></svg>",
	"mask_w": 264,
	"mask_h": 264
},
{
	"label": "water",
	"instance_id": "3",
	"mask_svg": "<svg viewBox=\"0 0 264 264\" xmlns=\"http://www.w3.org/2000/svg\"><path fill=\"white\" fill-rule=\"evenodd\" d=\"M225 84L216 85L212 88L206 89L204 94H212L218 91L225 90ZM139 91L138 84L126 87L120 92L113 94L110 100L115 103H125L136 97ZM19 116L23 119L31 121V127L35 130V141L38 142L42 137L52 136L58 133L62 127V123L68 120L69 115L62 110L53 111L42 99H34L26 103ZM6 106L4 101L0 100V127H5ZM77 177L79 179L95 178L98 176L96 171H85L82 166L77 168L67 167L63 161L57 160L40 169H26V168H12L0 161V187L8 190L17 189L33 183L49 184L57 177ZM191 199L193 201H204L212 203L216 199L204 193H192ZM110 230L114 229L113 224H108ZM102 234L105 232L102 230ZM191 257H185L173 260L167 263L155 262H132L128 264H190Z\"/></svg>",
	"mask_w": 264,
	"mask_h": 264
}]
</instances>
